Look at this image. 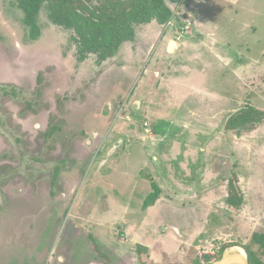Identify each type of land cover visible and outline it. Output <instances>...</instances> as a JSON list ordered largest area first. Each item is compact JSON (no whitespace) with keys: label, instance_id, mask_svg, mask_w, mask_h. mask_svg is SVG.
<instances>
[{"label":"rangeland","instance_id":"rangeland-1","mask_svg":"<svg viewBox=\"0 0 264 264\" xmlns=\"http://www.w3.org/2000/svg\"><path fill=\"white\" fill-rule=\"evenodd\" d=\"M164 1V26L96 66L44 6L27 42L0 0V264H192L218 238L264 264V122L224 129L264 110V0ZM232 174L237 211L222 207Z\"/></svg>","mask_w":264,"mask_h":264},{"label":"trees","instance_id":"trees-1","mask_svg":"<svg viewBox=\"0 0 264 264\" xmlns=\"http://www.w3.org/2000/svg\"><path fill=\"white\" fill-rule=\"evenodd\" d=\"M171 3L177 0H168ZM44 6L49 21L58 27L72 31L71 42L75 46V60L82 63L89 56H95V65L100 66L113 58L125 43L135 41V28L151 24L164 26L171 18L172 11L164 0H17L22 12L21 23L26 28L27 42H36L41 37L37 22L40 9ZM36 96L40 97L41 78L37 76ZM264 122V110L245 106L232 113L224 129L235 136L251 133ZM55 127L53 131L55 132ZM237 176L232 174L228 183L227 197L222 204L227 210L241 208L244 196L237 188ZM144 200L142 208L152 206L158 198V188ZM240 189V188H239ZM254 243L264 249V233L254 234ZM239 246L234 240L218 238L211 249L204 251L192 264H209L218 260L223 251ZM247 254L248 263L256 264L253 255L241 246Z\"/></svg>","mask_w":264,"mask_h":264},{"label":"water","instance_id":"water-1","mask_svg":"<svg viewBox=\"0 0 264 264\" xmlns=\"http://www.w3.org/2000/svg\"><path fill=\"white\" fill-rule=\"evenodd\" d=\"M175 45H176V42L171 40L167 47V52L169 53L172 52ZM233 247H237V246L226 248L218 260L211 262L209 264H249L245 251L241 249L240 247H238L239 249H241L242 254L233 252L231 251Z\"/></svg>","mask_w":264,"mask_h":264},{"label":"crops","instance_id":"crops-1","mask_svg":"<svg viewBox=\"0 0 264 264\" xmlns=\"http://www.w3.org/2000/svg\"><path fill=\"white\" fill-rule=\"evenodd\" d=\"M192 36H194V34H191V33H190V37H192ZM135 39H136V35H135ZM172 41H173V40H172ZM169 42H170V41H169ZM169 42L167 43L166 48H165V49H166V50H165L166 52H167V47H168V45H169ZM174 42H175V41H174ZM129 44H131V43H125V44H123V45L120 47V49H121L122 47L126 46V45H129ZM178 46H179V44H178V42H176V45H175V47L173 48V50H174L175 48H177ZM120 49H119V50H120ZM173 50H172V52H173ZM167 53H168V52H167ZM170 53H171V52H170ZM92 57H93V56H92ZM115 58H116V57H115ZM109 60H113V59L111 58V59H109ZM85 61H86V60H85ZM85 61H84V62H85ZM107 61H108V60H107ZM107 61H105V62H107ZM84 62H82V63H78V64H80V65H84ZM105 62H104V63H105ZM104 63H103V64H104ZM94 64H95V61H94ZM162 94H163V93H162ZM163 96L166 97V95H164V94H163ZM167 97H168V96H167ZM168 100H170V98H169ZM116 126H117V125H116ZM160 133H161V132H160ZM148 151H149L148 149H144V150H142L143 157H150V156L148 155V154H149ZM144 155H145V156H144ZM134 181H135V180H134ZM135 182H136V181H135ZM150 187L152 188V184H150ZM149 194H150V193H149ZM149 207H150V206H149ZM146 209H147V208H146ZM144 210H145V209H144ZM80 226H81V225H80ZM101 245H102V243H101ZM48 255H49V253H48ZM51 256H52V254H50V256H48V257L51 259ZM90 263H91V262H90ZM90 263H89V264H90Z\"/></svg>","mask_w":264,"mask_h":264},{"label":"bare ground","instance_id":"bare-ground-1","mask_svg":"<svg viewBox=\"0 0 264 264\" xmlns=\"http://www.w3.org/2000/svg\"><path fill=\"white\" fill-rule=\"evenodd\" d=\"M231 251L242 254L241 249H239L238 247H233Z\"/></svg>","mask_w":264,"mask_h":264}]
</instances>
